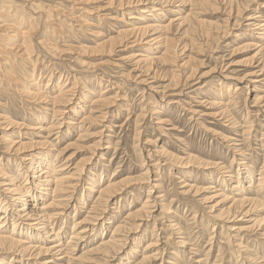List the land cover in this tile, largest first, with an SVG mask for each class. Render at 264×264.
<instances>
[{
	"label": "bare ground",
	"instance_id": "obj_1",
	"mask_svg": "<svg viewBox=\"0 0 264 264\" xmlns=\"http://www.w3.org/2000/svg\"><path fill=\"white\" fill-rule=\"evenodd\" d=\"M221 9L224 10L223 12L225 13V16L227 17L225 20L221 21L222 24H220L219 22H213V21L205 19L206 17L204 15L207 14L208 12L219 13V10ZM233 15H234V18H232V20H233L234 25L239 24L240 18L241 20L244 19L245 23L243 27L246 30V32L247 31L252 32V38L248 37L251 41L247 42L246 40L244 42H241L239 41V40H242L241 34H238V35L234 34L235 35L234 37L236 38L235 40L237 41V43L239 42L240 45L237 46V48H235L234 50L232 48V50L235 51V53H237L238 51L243 52V51L252 49V51H254L253 56L243 61V63L245 65L249 64V67H251V65L253 64H258L257 66H255L256 69L254 71L252 70L246 73L239 80L237 79L235 81L237 82V84L236 83L234 84L235 78L229 73L223 75V79L226 81L225 84H227L226 85L227 88H225V92L227 93L226 96H224V94L222 95V92H221L222 89L216 88V83L214 84L212 83V85L209 86L210 87L209 91L207 90L209 87H206L205 85L206 90H202V92L203 93L207 92L208 94L211 93L213 95L212 96L213 98H209L199 104L200 105L203 104V106L206 107L207 112L197 111L196 109H192V107L190 106L187 109L188 106L186 108L183 107V104L181 105L179 104L180 101L178 100L176 101L175 99H172V100L168 99V97H171V98L174 97L177 99V97H179L180 95L178 94L177 89L179 90L180 88L179 84L183 82V77H184L183 68L185 66L186 68L189 66L191 70L188 76L184 78L187 81L188 79H191V77L195 75L196 69L200 66V61H198L197 59H194V57L192 58L190 55L189 56L187 55L188 56L187 60L183 61L184 59L181 57V55H183L186 51H189L190 49L193 51L192 48H194L195 50L194 45H195V41L198 40L196 39L198 36L203 37L204 39L213 37L214 40L216 39L220 40V39H223L225 36H227L229 33V29H231V27L233 26V24L230 25L231 23H229ZM103 20H107V22L110 21L111 23L124 21V23L122 24L117 23L119 27H116L117 30L115 32L111 28H109L113 31V33H115V35L111 37L108 36V38L106 37L105 39L101 35L104 32L100 33V27L98 28L97 24L95 23V21L98 23ZM74 23L76 24V26L74 25ZM73 27H76V30ZM74 31L78 32L79 34L83 36L85 35V36L91 37L93 39L91 43L93 44L87 45L79 41L78 42L73 41L72 36L75 35V33L73 34ZM85 40L83 42H85ZM59 44L62 45V48L60 47ZM34 47L39 49L40 52L43 53L44 57L49 59V61L52 60L51 62L62 61V55L63 56L64 55H72V56L76 55L74 57V59L76 60L75 62L79 63L81 67H84V69L88 71L86 73L90 74L91 76L97 73L102 67H105V66L117 67L122 63H124L125 65V63L128 62L130 66L132 67V69H130L131 71L130 72L127 71V74L126 73L123 74L122 78H121V75H120V78L115 76L116 79L124 80L125 77L129 78V80H131L130 82H132L133 84L138 85V86H143L142 89L143 91L146 90L147 94L151 93V94L157 95V97L159 96V98H161L160 99L161 103L163 100L162 104H164L167 107L168 105L173 106V104L182 106L184 110L187 109V111L191 113L190 117L192 120L195 118V116H196L195 118L196 120H199L201 117H208L211 119L213 118V121H214V118L215 119L219 118V119H224L223 121L226 120L225 122L230 123L232 127L235 124H237L236 123L237 121L234 119V117L230 115L231 114L230 109L235 107L238 104L237 102L238 91H241L240 89H242V87H239V84H247L245 85L246 88L244 87L243 88L248 91L250 89L249 87L252 88V90H250V95L252 97L251 102L253 106L252 105L251 106L256 107L261 112L262 111L264 112V94L262 93L264 89H262L261 87L262 85H264V79L258 80L262 76V73L264 72V2L261 1L260 3H258L257 0H0V96H7V97L9 96L11 98H14V96L17 95L18 97H21L26 104L28 105L31 104L32 106H34L36 110H34V108L33 110L35 111V113H37V114L35 113L32 114V118L30 117L31 120H29L30 122L29 124L24 123V122L15 121L11 119L10 117H8L7 114L0 113V127H2V129L3 128L6 129L5 132L8 133V134L4 132L2 133L4 135L0 136V143L4 147L3 148L4 153H10L15 157V159H13L11 162V166L13 167L12 169L4 166L5 163H2V165H0V264H66L67 261H72L70 263H73V264H84V263L86 264V263H95L96 261L99 262L101 259L106 263L108 260H110V262H114L116 261V259L117 260L120 259L118 260L119 263L117 264H131V263L132 264H149L151 261H154L155 255L157 253H155L154 255L153 254L147 255V253L149 252L148 251V252H143L140 255L139 260H137L138 259L137 257L139 256L138 255L140 252L139 249L143 243H145V247H143V250L145 249L151 250V248H154L155 246H157L156 244L158 243V240L156 241L154 240L156 239V237L154 239L149 238L150 240L146 241L145 240L146 237L140 234L141 230L144 229V227L149 221L150 213L153 212V211H150L151 203H153L152 200L150 203V199H149L150 197H145L146 199L143 202H141L134 209V211L128 210L129 212L126 213L125 220H123L119 224H115L113 222L114 217L108 214L109 208L107 206L108 204L110 205L112 201L116 200L118 196H120V192L122 191V186L129 185L127 184L129 183V181H127L126 177L125 179H122L120 181L110 180L111 178L110 177L109 180H107L106 182H103L104 178L100 177V181H99L98 177H95V175H92L91 171H89L90 169H89L88 164H86L87 162L85 161V159H80L77 162H75L74 167L73 168L71 167L70 170L66 168L68 166L67 164L58 165V163H60L59 162L60 161L59 152L58 153L56 152V155H55L54 153L55 149L52 148L51 146L52 143H50L48 140L49 136H51L52 133H55L54 131L56 130L57 132L54 135L62 134L64 135V137L66 133L68 132H71L74 134L76 133L77 141H83L89 138L91 136V134L88 132L89 128L90 127L93 128V126H96L97 124L102 123L103 121L101 120V118H104L107 113L105 110H107L108 108H112V106L111 107L109 106L112 103H115V101L119 99L113 102L112 101L114 100L112 98L113 95L112 96L110 95L111 97L105 96L106 92H108L107 89H103L100 87H98L97 91L95 90L94 92L93 91L91 92V90L86 91L85 87L82 85L83 82L79 83L78 81L80 80H77L74 77L76 75H72L71 77H69L72 81H70V79L68 78L69 80L66 79L65 81H62V83L61 81H59L62 77L59 76L58 81H56V83L52 85L50 84V82L52 81L54 76L53 74L49 72L50 78H47L46 81H44L45 78L40 77V75L38 76L36 75L37 71L40 68L44 67L43 65L44 63L41 61L40 56L34 53ZM135 47L138 49L137 53H134ZM132 48H134L133 49L134 51H132L133 53L131 55L127 57L126 55L125 56L123 55L124 57L123 56L120 57L121 53H124V51L127 52L129 49L131 50ZM202 48L203 47H201V49ZM35 55L36 56L38 55V56L36 57ZM115 55H119V59L117 62H113L114 58L111 59L112 56L115 57ZM91 57H102L103 59L105 58L106 60L103 61L102 59H100L98 63H92V62L87 61L86 59V58L91 59ZM65 66H63L62 68H64ZM115 70H118V69H115ZM115 72L116 71H114V73ZM104 75L106 76V74ZM113 77L114 76H112V78ZM181 77L182 79H180ZM201 78L205 79L208 77L207 75L202 74ZM201 78H198L197 79L198 81H196V83L192 81L194 83L192 85L198 84ZM236 78H238V76ZM102 79L95 76L94 79H91L90 81H92L91 83H95V85L99 86L103 84ZM223 79L221 80L224 81ZM149 80H151L152 82L151 81L149 82ZM160 80L166 81L167 83L165 85L163 84V86L157 85V87L151 84V83H156L157 81H160ZM191 80H193V78ZM240 81H243V82L239 83ZM118 82L119 80H117L115 83L112 82V85H114L116 88L117 87L119 88ZM95 85L93 86L95 87ZM207 85L209 84L207 83ZM124 88H127V87H124ZM188 88L191 89L190 87ZM186 90L187 88H185V91ZM259 90L261 92H258ZM143 91H140V92H142L143 94ZM115 92L117 93V90ZM115 95H114V98H116ZM123 97H126V96H123ZM141 97H143V95ZM147 97H151V95ZM186 98L188 99V97ZM146 101H148V99H146ZM191 102L194 103V101H191ZM183 103L185 104V102ZM195 104H198V102ZM2 105L0 104V107H2ZM159 106L161 105H158V107ZM245 108H247V106ZM144 110L142 109V111ZM156 113L157 111L154 112L153 110L151 115H157ZM49 116L52 117L51 118L52 122L48 124ZM235 116H236V113H235ZM246 116H249V115H247L246 113ZM252 116H254V114ZM136 117H140V116L137 115ZM160 117L162 116H159L158 114L156 118L157 121H155L159 129L166 128L165 126H170V127H167L169 128L167 131L176 130L175 129L176 127H174V125L170 123L168 119H164L165 117L164 118H160ZM77 118H79L78 123L74 124L73 122H71L72 119L74 120ZM263 126L264 125H262V128ZM246 134L248 133L246 132ZM44 135L46 136L44 137ZM226 136L224 135V137H221V139L225 142H227V139L225 138ZM16 137L17 138L21 137V139L23 138V140L15 141ZM56 139L54 137V140ZM77 141L68 143L64 147L65 151L66 149L68 150L69 148H71L72 150V147H73V150L75 149V151H80L83 149H85L86 151L87 149L90 152L91 157L93 158L97 157L98 153L96 152V150L98 148L97 146L100 144L90 146V147L89 146L85 147V146H82ZM261 144L263 145L262 142ZM234 146H236V144ZM237 152H238V156L242 157L239 159L240 160L239 166L247 171V174L245 175V177H242L241 180H239L238 178V180L235 181L232 178L233 175H230V174L227 175L228 180H226L225 176L221 175V180L223 181V182L221 181L222 188H218L220 187L218 186L217 187L218 189L216 188L214 189V191H212V188L210 186H209L210 188L201 187L203 193L205 192V194L209 195V197L206 198V200L208 199L207 203H214L212 206L208 204V207H207L208 209L212 210L213 208L215 207L217 208L219 205H222L229 200L231 201L230 206L226 208L225 210H223L217 219H219V217L223 219L224 218L223 215H225V213L228 215L229 213H231V216L233 219H235L236 216L237 218H239L238 216H242V218L248 217L249 219V217L253 216L254 213H256L254 212L256 209L264 212V195L261 197H258L255 194L256 192L258 193V190H261L262 188H264V164L263 166L261 165L262 171L259 172L258 176H255V174L248 172L250 165L252 163L250 162L251 164L249 165L247 162H245L246 158H244L243 155H245L246 153L244 154L240 150H237ZM74 154L72 153L70 155L74 156ZM161 154L162 156H167V159L175 163L179 162L178 160L180 156L177 157L173 154H170V152H167V151H163L161 152ZM139 158H140V155H139ZM194 158H195V155L194 156L189 155L187 159H183L182 161L186 162L185 165H188V161L190 163V161H193ZM101 159H102V155L99 156V161ZM8 161L9 160H7L6 163H8ZM221 164L222 163L219 164V162L218 163L211 162V163H208L207 165H211L214 168V171H216L219 174L221 173L224 175L225 173H230L224 167H222ZM232 164H233V161H232ZM207 167L208 166H206V168ZM235 167L237 168V165ZM86 171L87 172L89 171L88 174L90 173L88 178L84 177V175L86 176L87 174ZM174 172L176 171L174 170ZM144 175H145V178L142 177L140 179H137L139 181H142V184L146 183V181L145 182L143 181L144 179L145 180L147 179L146 172ZM21 179H23V182H20ZM224 179L225 181H227V183L230 182V184L228 183L229 184L228 185L224 181ZM213 180H215V178ZM245 182H247L248 185L244 188L243 184H246ZM150 186L152 185L150 184ZM152 187L154 189H157V186L155 185ZM183 187H186L188 189L187 186H183ZM80 188H82L81 195L78 193L80 191ZM254 188L255 190L257 188L258 190L254 192ZM200 189H197V190H200ZM189 190L190 189H188L187 191ZM185 191L186 189L184 190V192ZM225 191L232 192L234 195L230 198L229 195L225 193ZM151 193L152 192L148 191L149 196L151 195ZM198 193H197V196H198ZM152 194L153 196L151 195V197H153L155 199L154 201L156 202L159 196H154V193ZM182 194H183V191H182ZM92 199H94L93 200L94 202L91 204V208L83 216V218L79 220H74L72 222L69 236L67 235V233L63 234L62 233L63 230L62 232L61 230L55 232L54 228L51 226L53 224V221L58 220V221H62L63 223L64 220L69 219L68 217H69L70 211L73 210L74 212H77V211L80 212V209L84 207L85 203H87L88 201L92 202L91 201ZM203 201H201L202 205H203ZM168 211L169 210H167V212ZM160 215H161V212H160ZM171 218L173 217L171 216ZM174 218L177 219L176 214ZM107 220H112V222L107 221ZM160 220H161V217H160ZM252 221H253L252 222L253 225H261V226L263 225L264 227V216L260 217L259 219L253 218ZM169 222H172V221H169ZM177 223H179V221ZM224 223L222 222V224ZM160 225L162 226V224ZM168 226L170 225L168 224ZM230 228L233 231V234H232L234 235L233 240H235L234 242H237L238 237H240V234L242 233V229L238 227L236 228L234 227L233 229L232 226ZM100 229H103L101 233L102 232L104 233V231H109V235L106 236V238H102L104 237L102 233L101 240H99L98 244H91L93 246H90V243L94 241V238L97 239V237L101 234V233H98V231L100 232ZM151 229H152V232H154L156 229V226L154 225ZM231 229L229 230L231 231ZM145 232L147 233V235L150 233V232L148 233L147 230H145ZM174 232H175V229H174ZM171 234H173L174 236V233H171ZM89 237L91 238L89 239ZM195 237L197 238V236ZM179 238H182V237H179ZM173 240L175 239L173 238ZM179 241L180 242H178L177 240V243H179L181 248L185 249V250L183 249L182 253L186 252V249L189 247L188 243L184 239L179 240ZM231 243L233 244V242ZM158 245H160V243ZM126 247L128 250L127 254H122L125 252L124 250ZM252 254H253V251H252ZM173 255L177 256V254H173ZM188 257L190 258V256ZM87 260H89V262H86ZM160 260H162V258ZM257 261L259 262V260ZM161 262L163 263V261ZM247 262L251 264L250 261H247ZM255 263H252V264H255Z\"/></svg>",
	"mask_w": 264,
	"mask_h": 264
},
{
	"label": "rangeland",
	"instance_id": "obj_2",
	"mask_svg": "<svg viewBox=\"0 0 264 264\" xmlns=\"http://www.w3.org/2000/svg\"><path fill=\"white\" fill-rule=\"evenodd\" d=\"M261 1L264 2V0H261ZM261 1L257 0L258 3H260ZM223 11L224 10L221 9V10H219V13H210V12H208L207 14L204 15L206 17L205 19L213 21V22H219L220 24H222L221 21L225 20L227 18ZM111 12H113V11H111ZM113 14H115V13H113ZM232 18H234V15L231 17V19L229 21V23H231L230 25L233 24ZM95 23L97 24L98 28L100 27V33L104 32L101 35H102L103 38L106 39V37L108 38V36L111 37V36L115 35V33H113V31L115 32L117 30L116 27H119L118 24H122V23H124V21L123 22H113V23H111L110 21L107 22V20H103V21L98 22V23L95 21ZM244 23H245L244 19L241 20V18H240L239 24H237V25L233 24V26L231 27L232 30L229 29L228 35L225 36L223 39H220V40L219 39L218 40L217 39L214 40L213 37H212L213 39L212 38L204 39L203 37L198 36L196 38L198 40L195 41V45H194L195 50H194V48H192L193 51L190 49L189 50L190 52L186 51L183 55H181V57L184 59L183 61H186L187 57L190 55L192 58L194 57V59H197L198 61H200V66L196 69L195 75L193 77H191V79L193 78V80L188 79L187 81L184 78H186L188 76V74L190 73L191 70H190V67L188 65H187L188 66L187 68H188L189 71L187 70L186 66L183 68V71H184L183 82L181 84H179V87H180L179 90L177 89L178 94H180L182 96L179 95V97H177V99L174 98V97H172V98L168 97V99H171V100L175 99L176 101L177 100L180 101L179 104L180 105L183 104V107H185V108L188 106L187 109L190 106V107H192V109H196L197 111L207 112L206 107H204L203 104L200 105L199 103L204 102L205 100H207L209 98H213L212 97L213 95L211 93L208 94L206 91H204L206 93H203L202 90H206L205 89L206 87L211 86L212 83L213 84L216 83V88L217 89H222L221 90L222 95L224 94V96H226L227 93L225 92V88H227V86H226L227 84H225L226 81L223 79V75L229 73L230 75H232L235 78L234 84L235 83L237 84V82H235L237 79L239 80L246 73H248V72H250L252 70L254 71L256 69L255 66H257L258 64H253V65H251V67H249V64L245 65L243 63V61H245L246 59H248V58L253 56L254 51H252V49L251 50H247V51H243V52L242 51H238L237 53H235V51H233L235 48H237V46L240 45V43L239 42L237 43V41L235 40L236 39L234 37L235 35L241 34V39L242 40H239L241 42H244L246 40H247V42L251 41L249 38H252V32L251 31H247L246 32V30L243 27ZM74 25L76 26L75 23H74ZM105 25H107V26H105ZM73 28L76 30V27H73ZM109 28H111L113 31L111 29H109ZM74 33H75V35L72 36V40L73 41H77V42L79 41V42L85 43L87 45H92L93 44V43H91V41H93V39L91 37L85 36V35L83 36V35L79 34L76 31H74L73 34ZM75 36H76V38L77 37H79V38H77V40H76ZM87 38H89V39L91 38V39L89 40ZM84 40H85V42H83ZM89 43H91V44H89ZM61 44H59V45L62 48ZM208 44H209V46H208ZM206 45H207V47H206ZM216 45H218V46H216ZM200 46L203 47L202 48L203 50L201 49ZM232 48H233V50H232ZM133 49L134 48H132L131 50L129 49L127 52L124 51V53H121L120 57L123 56V55L124 56L126 55V57H127V56L131 55L133 53L132 51H134V50H135L134 53H137L138 49L136 47H135L134 50ZM199 50H200V52H199ZM212 50H214L216 52H214ZM231 50H232L233 53L231 52ZM37 51H39V52H37ZM34 53L38 54L40 56L41 61L44 63L43 64L44 67L40 68L37 71V74H36L37 76L40 75V77L45 78L44 81H46L47 78H50L49 72L51 74H53V76H54V78L52 77L53 79L50 82V84H52V85L54 83H56V81H58V77L59 76L62 77L59 80L62 83V81H65L66 79L69 80L70 79L69 77H71L72 75H76L74 77L77 80L81 81V82L78 81L79 83L83 82L82 85L85 87L86 91L91 90V92L92 91L94 92L95 90L97 91L98 87H100V88H103V89H107L108 92H106L105 96L111 97L113 95L112 96V98L114 99V100H112L113 102L115 100L119 99V100L115 101V103H112L109 106V107L112 106V108H108L107 110H105L107 113H106L105 117L103 116L104 118H101V120L103 122H105V123L100 121L102 123H99L96 126H93V128L92 127L89 128L88 132L91 134L92 137L90 136L89 138H87V139H85L83 141H77V139H76L77 138V134L76 133L74 134V133H71V132H68V133L65 132L66 135L64 137V135H62V134L61 135H54L57 132V130H56V131H54L55 133L51 134L52 137L49 136L48 140H49L50 143L53 144V145L51 144V146H52V148L55 149V150L53 149L55 155H56V152L57 153L59 152V157H60L59 158L60 159L59 162L60 163H58V165L67 164L68 166L66 168H68L70 170L71 167L72 168L74 167L75 162H77L80 159H85V161L87 162L86 164H88L89 169H90V170L89 169L88 170L91 171L92 175H95V177H98L99 181H100V177L104 178L103 182H106L107 180H109L110 177H111L110 180H114V181H118V180L120 181L122 179H125V177H126L127 181H129V183H127V184H129V185L126 184L127 186H125V185L122 186V191L120 192V196H118L116 200L112 201L110 203V205L108 204V206H107L109 208V213L108 214H110V215H112L114 217L113 222L115 224H119L123 220H125L126 213H128L129 211H134V209L141 202H143L146 199L145 197H150L149 198L150 199V203H151V200L153 202V203H151L150 211H153V212L150 213L149 221H148V223L145 226L146 228L144 227V229L141 230L140 234H142L144 237H146V239H145L146 241H149L150 240L149 238L154 239L156 237V239H154V240L155 241L158 240V243L156 244L157 246H155L154 248H151V250H149V249L143 250V247H145V243H143L142 246L139 249L140 252L138 254L139 256L137 257L138 258L137 260L140 259V255L143 252H148L149 251L147 253V255H152V254L154 255L155 253H157L155 255L154 261H151L149 264H175V263H177V264H205V263H207V264H218V263L219 264L220 263L221 264H228V263L229 264H250L247 261H250L251 264L255 263V262H256L255 264H264V229H263L264 227H263V225L262 226L261 225H253V223H252L253 222L252 221L253 218L254 219L258 218L259 219L260 217H263L264 216V212L256 209L254 211L256 213H254L253 216L249 217V219H248V217H243L242 218V216H238L239 218H237V216H236V218L233 219L232 216H231V213H229V215H228L224 211V213H225V215H223L224 218L222 219V218L219 217V219H217L218 216L221 214V212L230 206L231 201L229 200V201L225 202L224 204L219 205L217 208L216 207L213 208L212 210L208 209L207 208L208 204L212 206L214 203H207L208 199L206 200V198H208L209 195L205 194V192L203 193V191H202V188H210L211 187L212 191H214V189H216L218 186H220L218 188H222L221 183L223 181L221 180V175L225 176L226 180H228V176L227 175H229V174L233 175L232 178L235 181H237L238 178H239V180H241L242 177H245V175L247 174V171L239 166V164H240L239 163L240 162L239 159L242 158V157L238 156L237 150H240L244 154L246 153L245 155L242 154L243 157L246 158L245 162H247L249 165L252 163L250 165V168H249L248 172L255 174V176H258L259 172L262 171V166L264 164L263 163L264 162V146H263L264 145V142H263L264 141V136H263L264 135V126L262 128V125H264V119H263L264 117H262V116H264L263 115L264 112L263 111L261 112L256 107H252L253 106V104L251 102V98L252 97L250 95V90H252L251 87L248 86L250 88L249 91H248V90L244 89V88H246L245 85H247V84H239V87H242V89H240L241 91H238V99H237V102H238L237 105L238 106L236 105L235 107L230 109L231 110L230 111V113H231L230 115L232 117H234V119L237 121V122L235 121L237 124L232 126L233 127L232 128L230 123L225 122L226 120L223 121L224 119H219V118L215 119L214 118V121H213V118L211 119V118H208V117H201L202 119L200 118L199 120H196L195 119L196 116H195V118H194L195 120L194 119L192 120L191 117H190L191 113L188 112L187 109H185L186 110L185 111L182 106H178L177 104H173V106L172 105H168V107H167L164 104H162L163 100H162V103H161V101H160L161 98H159V96L157 97V95L151 94V93L147 94L146 90L143 91V89H142L143 86H138V85L133 84L132 82H130L131 80H129V78L125 77L127 79L124 78V80L116 79V77L120 78V75H121V78H122L123 74H125V73L127 74V71L128 72L131 71L130 69H132V67L130 66V64L128 62H126L125 65H124V63L120 64L121 65V66L119 65L120 68H119V66H117V67H115V66L114 67H110V66L102 67L99 70L102 73H100L98 71L97 72L98 74L95 73L97 75L94 74V75L91 76L90 74L86 73L88 71L86 69H84V67H81V65L79 63L75 62L76 60L74 59V57L76 55H73V56L72 55H64V56L62 55V61H60V62H57V61L51 62L52 60L49 61V59L45 58L43 53H41L40 50L37 49L36 47H34ZM86 59H87V61L92 62V63H98V61L100 59H102L103 61L106 60L105 58L103 59L102 57H91V59L90 58H86ZM111 59L114 60V61L112 60L113 62H117L118 59H119V55H115V57L112 56ZM71 61H72V63H71ZM63 63H65V64H63ZM238 64H240V65H238ZM62 65L63 66L66 65L67 67L65 66L64 68H62L63 67ZM128 65L130 66V68H129ZM121 68L123 69V71H122ZM101 69H102V71H101ZM115 69H118V70H115ZM239 70H241V71H239ZM114 71H116V72L114 73ZM228 71H230V72H228ZM231 71H232V73H231ZM43 72H44V74H43ZM263 73H262V76L258 80L264 79ZM104 74H106V76ZM182 74H183V72H182ZM202 74L203 75H207L208 78H205V79H203L204 77L201 78ZM111 75L114 76V77L112 78ZM95 76H97L98 78H101V79L103 78L102 79L103 80V82H102L103 84L102 85L97 86V85H95V83H91L92 81H90V80L94 79ZM107 76H109V77H107ZM220 76H222V77H220ZM237 76H238V78H236ZM198 78H201L200 82L198 84H196V85H192V84L196 83V81H198L197 80ZM180 79H182V77ZM207 79H208V81H207ZM221 79H223L224 81H222ZM117 80H119L118 86H119L120 90H119L118 87L116 88L114 85H112V82L115 83ZM201 80H203V81H201ZM70 81H72V80L70 79ZM127 81L129 82V84H128ZM150 81L151 80H149V82ZM242 82L243 81H240L239 83H242ZM166 83H167L166 81L160 80V81H157L156 83H151V84H153L155 87H157V85L158 86H163V84L165 85ZM207 83L209 85H207ZM108 84H110V85H108ZM93 85H95V87ZM121 85H122V87H121ZM180 85H182V86H180ZM205 85H206V87H205ZM259 86H261V85H259ZM124 87H127V88H124ZM188 87H190L191 89H189ZM196 87H197V89H196ZM261 87H262V89H264V85H262ZM185 88H187L188 91L187 90L185 91ZM115 89L117 90V93L115 92L116 91ZM209 89H210V87L207 90L209 91ZM140 91H143V94ZM246 91H248V92H246ZM263 91H262V93L264 94ZM258 92H261V91L259 90ZM138 93H140V94H138ZM191 94H193V95H191ZM114 95H115L116 98H114ZM137 95H139V96H137ZM142 95H143V97H141ZM150 95H151V97H147V96H150ZM247 95H249V96H247ZM123 96H126L127 98L123 97ZM203 96H204V98H203ZM186 97H188V99ZM144 98L148 99V101H146V99H144ZM124 99H126V100H124ZM141 100H142V102H141ZM191 101H194V103L191 102ZM196 101L198 102V104H195V103H197ZM20 102H21V104H20ZM149 102H150V104H149ZM183 102H185V104ZM127 103L130 104V105H128ZM0 104L1 105L3 104L2 107H0V113L7 114L8 117H10L11 119H13L15 121L24 122V123H28V124L30 123L29 120H31L32 114L35 113L34 110H36L34 106H32L31 104H29V105L26 104L24 102V100L21 97H18L17 95H15L14 98H11L9 96L8 97L7 96H0ZM135 104H137V105H135ZM147 104H148V106H147ZM158 105H161V106L158 107ZM170 106H172V107H170ZM246 106H247V108H245ZM113 107H114V109H113ZM139 107H141L143 110L144 109L145 110L142 111V109L139 108ZM25 108L27 109V111H26ZM33 108H34V110H33ZM119 108L121 110H123L124 112L121 111ZM237 108H238V110H237ZM152 109L154 110V112L157 111V113H156L157 115L159 114V116H162L160 118H164L165 117L164 119H168V121H170V123H172L174 125V127H176L175 128L176 130L167 131L169 129L167 127H170V126H165L166 128L159 129L158 126L156 125V122H155V121H157L156 120L157 115H151L152 111H153ZM28 112H30V113H28ZM158 112H160V113H158ZM234 112L236 113V116H235ZM246 113L249 116H246ZM252 113L254 114V116H252L253 115ZM35 114H37V113H35ZM165 114H166V116H165ZM250 114H252V115H250ZM137 115H139L140 117H136ZM142 115H143V117H142ZM51 116H49L48 124L52 122L51 121L52 120ZM126 117H128V118H126ZM19 118H21V119H19ZM26 118H27V120H26ZM105 118H106V120H105ZM134 118L137 119V120H135ZM208 121H210V122H208ZM248 121H249V123H248ZM71 122H73L74 124L78 123L79 122V118L74 119V120L72 119ZM196 123H198V124H196ZM240 123H241V125H240ZM193 124H195V125H193ZM104 125H106V126H104ZM206 128L207 129L210 128L211 130L210 129L207 130ZM255 128H256V130H255ZM164 129H166V130H164ZM5 130L6 129H4V128L2 129V127H0V136L4 135V134H2L3 132L7 133V132H5ZM205 130H207V131H205ZM169 132H171V133H169ZM210 132H212V133H210ZM243 132L245 134L247 132L248 134L245 135ZM224 135L225 136L227 135L225 137L227 139V142H225V141H223L221 139V137H224ZM247 135H249V136H247ZM45 136L46 135H44V137ZM54 137H55V139L56 138H58V139L54 140ZM15 139H16L15 141L23 140V138L21 139V137L20 138L16 137ZM35 139H37V138H35ZM228 139H230V140H228ZM256 139H257V141H256ZM75 141H77L78 143H80L82 146H85V147L86 146L90 147V146H94V145L100 144V145L97 146L98 148L96 150V152L98 153L97 157H94V158L91 157L90 156V152L87 149H86V151H85V149L80 150V151H75V149L73 150V147H72V150H71V148L68 149L70 152L67 149L65 151L64 147L68 143H72V142H75ZM182 141H184L185 143L182 142ZM96 142H97V144H96ZM261 142L263 143V145L261 144ZM235 144H236V146H234ZM3 148H4L3 145L0 143V160H1L0 161V163H1L0 165H2V163H5V165L3 164L4 166H6L7 168L12 169L13 167L11 166V162H12L13 159H15V157L12 154H10V153H4V149ZM185 149H186V151H185ZM155 150H157V151H155ZM163 151L170 152V154H173V155H175L177 157L180 156L179 160H178L179 162L175 163V162L167 159V156H162L161 152H163ZM71 152L73 154L75 153L74 156L70 155V154H72ZM140 153H142V154H140ZM182 153H183V155H182ZM148 154H150V155H148ZM208 154H209V156H208ZM101 155H102V159L99 161V156H101ZM139 155H140V158H139ZM189 155H193V156L195 155V158H194L193 161H190V163L188 161V165H185L186 162H184L182 160L183 159H187V157ZM70 156H71L72 159L70 158ZM145 156L148 157V158H146ZM87 157L89 158V160H88ZM68 158H70V159H68ZM7 160H9L8 163H6ZM232 161H233V164H232ZM211 162L212 163H218L219 162V164L222 163L221 166L224 167L230 173H225L224 175L221 174V173L220 174L217 173L216 171H214V168L211 165H207L208 163H211ZM234 162H236V163H234ZM236 165H237V168L235 167ZM206 166H208V167L206 168ZM195 167H197V168H195ZM174 170L176 172H174ZM88 172L86 171L87 174H86V176L84 175L85 178L89 177L90 173L88 174ZM145 172L147 174V176H146L147 179L146 180L144 179L143 182L146 181V183L142 184V181H139L137 179H140L142 177L145 178V175H144ZM237 172H239L240 175ZM113 176H114V178H113ZM90 177H92V176H90ZM154 177H155V179L156 178L157 179L155 180ZM190 177L192 178V180H191ZM129 178H131V179H129ZM214 178H215V180H213ZM193 180H194V182H193ZM207 180H208V182H207ZM224 181H225V179H224ZM20 182H23V179H21ZM225 182L227 183V181H225ZM138 183L140 185L141 184L142 185L140 186ZM228 183L230 184V182H228ZM245 183L246 184H243L244 188L248 185L247 182H245ZM150 184L152 186H154V185L157 186V189H154L152 186H150ZM232 185H234V184H232ZM183 186H187L188 189H190V190L187 191L188 189L186 187H183ZM199 187L200 188L202 187V188L200 189ZM185 189H186L187 193H186V191L184 192ZM193 189H195V190H193ZM197 189H200V190H197ZM257 190H258L257 188H256V190L254 188V192H256ZM148 191L154 193V196H159L158 199L156 200V202L154 201L155 199L153 197H151V195L153 196L152 193H151L150 196L148 195ZM182 191H183V194H182ZM195 191H197V192H195ZM81 192H82V188H80V191L78 193L81 195ZM155 192H156V194H155ZM197 193H198V196H197ZM225 193L227 195H229L230 198L234 195L232 192H229V191H227V192L225 191ZM255 194L258 197L263 196L264 195V188H262L261 190H258V193L256 192ZM80 195H78V196H80ZM93 200L94 199L91 200L92 202L88 201L87 203H85V205L83 207L84 209L81 208L80 212H78V211L74 212L73 210L70 211L69 217H68L69 219L68 220H64L63 221L64 224L62 223V221H58V220L53 221V224L51 226L54 228L55 232L59 231V230H61V232H62V230H63L62 233L63 234L67 233V235L69 236L70 228L72 226V222L74 220H79V219L83 218V216L91 208V204L94 202ZM201 201H203V205H202ZM211 201H209V202H211ZM164 208L166 209V211H165ZM167 210H169V211L167 212ZM160 212H161V215H160ZM169 212L170 213L172 212V213L170 214ZM175 214H176L177 219L174 218ZM156 215H158V216H156ZM211 215H212V217H211ZM255 215H257V216H255ZM260 215H262V216H260ZM171 216L173 218H171ZM160 217H161V220H160ZM194 217H195V219H194ZM205 217H206V219H205ZM227 217H228V219H227ZM229 217H230V219H229ZM108 218H110V217H108ZM155 218H157V219H155ZM212 218H213V220H212ZM178 219H180V220H178ZM159 220H160V222H159ZM165 220H166L167 223L165 222ZM177 220L179 221V223H177L178 222ZM107 221H111L112 222V220H107ZM163 221H164V223H163ZM169 221H172V222H169ZM180 221H182V222H180ZM214 222L215 223L217 222V223L215 224ZM222 222L223 223L225 222V223L222 224ZM160 224H162V226ZM168 224L170 226H168ZM154 225L156 226V229H155L156 232L155 231L152 232V229H151ZM172 226H173V228H172ZM180 226L181 227L183 226L182 229H181ZM195 226H196V228H195ZM231 226L233 227V229H234V227L235 228L238 227V228L242 229V233L240 234V237H238V239L240 241L237 239V242H234L235 240H233L234 239V237H233L234 235H232L233 231L230 228ZM200 227H202V228H200ZM219 227L220 228L222 227L221 228L222 230ZM225 227H226V229H225ZM198 228H200V229H198ZM158 229H160V230H158ZM174 229H175V232H174ZM229 229H231V231ZM102 230L103 229H100V232L98 231V233H101ZM145 230H147L148 233L149 232L150 233L147 235ZM212 230H213V232H212ZM225 231H226V233H225ZM245 231H247V232H245ZM102 233L97 237V239L94 238V241L90 243V246H93L91 244H98L99 240H101ZM152 233H153V235H152ZM171 233H174V236ZM219 233H221V234H219ZM108 235H109V231H104V233H103L104 237H102V238H106V236H108ZM195 236H197V238ZM157 237H159V238H157ZM179 237H182V238H179ZM212 237H214V238H212ZM223 237L225 238V240H224ZM262 237H263V239H262ZM90 238L91 237H89V239ZM173 238L175 240H173ZM248 238H249V240H248ZM183 239L186 240V242L189 245V247L186 249V252H184V253H182L184 248H181L179 243H177V240H178V242H180L179 240H183ZM250 240H251V242H250ZM227 242H228V244H227ZM231 242H233V244ZM159 243H160V245H158ZM189 248H191V249H189ZM194 249L197 250V251H195ZM229 249H230V251H229ZM124 251H123L124 253H122V254H127V252H128L127 247L125 248ZM242 251H243V253H242ZM252 251H253V254H252ZM231 252H232V254H231ZM173 254H177V256L173 255ZM182 254H184V255H182ZM236 254L239 255V256H237ZM242 254H243L244 257L242 256ZM245 254H247V255H245ZM175 256L178 257V258H176ZM184 256H185V258H184ZM188 256H190V258ZM199 256H201V257H199ZM120 258H122V257H120ZM161 258H162V260H160ZM118 260H120V259H118ZM118 260L116 259V261H114V262H110V260H108L109 262L107 261V263H106V262H104L101 259L99 262L96 261L95 263H86V264H117V263H119ZM257 260H259V262ZM156 261H157V263H156ZM161 261H163V263ZM70 262H72V261H67L66 264H73V263H70ZM86 262H89V260H87Z\"/></svg>",
	"mask_w": 264,
	"mask_h": 264
}]
</instances>
